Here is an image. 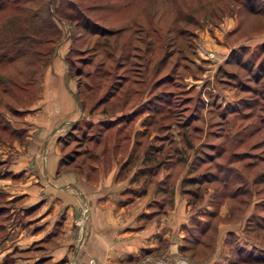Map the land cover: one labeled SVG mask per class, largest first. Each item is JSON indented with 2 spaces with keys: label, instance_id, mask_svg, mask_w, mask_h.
Here are the masks:
<instances>
[{
  "label": "rangeland",
  "instance_id": "374dc122",
  "mask_svg": "<svg viewBox=\"0 0 264 264\" xmlns=\"http://www.w3.org/2000/svg\"><path fill=\"white\" fill-rule=\"evenodd\" d=\"M50 1L51 9L52 7H57L59 0ZM241 1L80 0L78 1L79 5H85V9L92 6V9L86 11L84 9V12L90 17L95 27H101V31L97 32L98 35H92L82 27H73L71 25L72 29L70 30V25L55 21L61 28L62 39H58V44L55 45L52 54L47 59L44 57L46 60L44 62L46 65L48 62L51 63L54 57L60 56L63 49L67 48L68 51L66 50L62 56L70 69V73L75 74L81 68L86 72L94 71L98 61L101 58L105 60L102 57L105 55L104 51H109V49L117 45V65L106 58L97 77L91 76L77 79V83L80 86L79 97L83 99L87 109H92L91 114H97L94 119L100 118L105 121L122 113L123 115L118 116L112 125L117 124V122H130L132 119L134 122L135 119L133 117L140 115L144 111L148 112V136L152 139L157 135H162L163 137H161L160 141L163 143L166 141L164 135L169 137L172 134V138H174L171 145L166 144V148L163 150L164 155L157 154L154 156L156 159H154L152 164H156L155 167L159 163L160 165L162 163L167 164L165 161L167 160V150L175 154V149L183 146V131L177 122H187L189 118H194L190 121H192V126L200 128L198 133L188 130V136H184L186 141H193V147L189 150L190 154L188 155V164L190 161L192 163L189 167L193 168L194 176H200L206 172L209 177H214L212 176L213 174H217L220 177L229 168H232V173H239L244 180V184L240 188V192L245 191L244 195L234 200L220 196L216 197L218 201L215 202V198L211 210L218 212L221 205L225 203L227 209L230 210L229 214L226 213L224 215L225 217L234 219L237 214L238 218L240 216L244 217V220H242L244 223L242 231L244 238H242L243 236L241 237L243 239L240 242L241 246L246 251H257L260 256H264V78L260 82L257 81L258 85H256L257 82L255 83L251 78L247 77L248 74L244 68L235 67L234 73L237 72L238 78L232 75L228 78V81H224L222 78L225 77L218 73L220 65H213V59L210 57L208 58L209 60L205 58L208 52H213L214 57L217 58L219 53L216 49L220 45H233L242 35L243 37L245 36L243 39H247L251 43L257 42V40H252L256 37L264 38V35L256 34L264 31V22L261 23L260 19H256L252 15L244 16L243 14L246 11L243 6L241 7ZM30 6H32L31 12H27L25 16L29 17L32 12L38 13V16L30 18L29 24L41 23L45 18L41 5L36 2L34 4L29 3L28 7ZM10 15V10L0 12V31L1 26H6L7 23L5 24V21ZM237 17H242L240 33H235L236 31H234L230 35L225 34L222 40L225 20H235ZM146 45L149 46V49L145 53ZM91 46H94V48L89 50ZM134 46L142 47L141 56H143L142 59L144 60L140 61L139 59H129L127 57L135 52L131 49ZM46 48L47 46L42 43L35 50L41 51L43 54L47 52L48 49ZM97 48L99 53H96L98 57L95 59V65H85L84 61L90 60L92 52L96 51ZM1 53L2 50L0 49ZM29 56L30 54H26L11 64L0 62V148H2L5 140L12 139V133H3L1 128L4 127L5 123H8L9 126L6 128L9 132L11 131L12 126L8 119L18 120L19 117L16 116L18 113H13V109L31 104L36 97L35 88L38 79L46 69H44L46 66L44 62H41L43 59L37 60V58ZM138 62L145 69L142 71L144 73L139 76L136 74L138 72L136 68L140 65ZM20 72L26 73L25 79L17 76ZM110 72L111 74H118L117 79L121 81L125 76L127 80L119 92L110 93V97L111 95L114 96L113 99L107 100L109 95L107 92L110 91L112 75L108 77L106 74ZM258 72H261L262 77L264 72ZM30 76L34 78L29 81L27 77ZM135 78H140L142 82L134 85L132 82ZM118 84L119 82L114 81L112 86L118 87ZM24 85L29 91H22L21 86ZM89 85L94 86V88L88 92ZM240 85L251 87V89H255L258 86L260 96L254 97L252 90H250V93L243 92L239 88ZM6 86L8 87L7 89ZM133 90L138 91V93L133 94ZM150 90H152V93H150ZM128 95H130L129 99ZM163 95L166 97H163ZM158 98H163L165 101L161 110L155 107L157 106L155 102ZM248 98L249 101H247ZM254 98H256V103L252 101ZM101 99L103 100L100 103ZM104 101L106 102L102 104ZM146 103H148V107L143 106ZM253 103L254 107L250 108L252 113L245 115L244 118L234 116L235 112L238 110L241 112L242 106L246 104L248 106L245 112H248L249 107ZM231 108H234L232 112L230 111L232 110ZM222 112L228 116L225 123H223L220 115ZM260 118L263 121H260ZM260 124L261 128L259 131L258 126ZM168 127L169 129H167ZM133 130L128 129L126 136L131 134ZM217 133L219 135L225 133V136L218 137ZM242 137L245 138L243 141H241ZM139 139V133L134 132L132 152L139 151L137 155L140 158L141 149L136 143ZM151 139H149L148 147L142 150L145 153L147 152L146 154L152 152L151 149H148L151 146H154L152 148L159 146V142ZM242 142L244 144H241ZM210 144H214L213 150H210ZM222 149H224L225 153L220 155ZM244 152H247V154H244ZM205 153L212 154L216 157V161L208 164V160L205 161L208 159ZM1 155L0 151V161ZM147 156L149 155H145L144 159ZM201 158L204 159L203 162L206 164L199 166ZM163 160L164 162H162ZM136 161L133 162V165L136 164ZM196 166L201 168L197 169ZM183 167L184 165L181 169ZM127 169L123 168L122 170L127 171ZM155 169L153 168L152 171ZM179 170L180 168L177 172ZM1 173L2 170H0V175L1 177L2 174L4 176L5 173ZM126 174L124 173V176H122L126 177L129 175V173ZM186 174L187 171L185 176ZM134 178L132 185L134 188L141 190L144 188L143 186H146L147 183L145 181L142 182L140 177L139 180L136 177ZM148 182L151 183L154 180L149 179ZM1 185L0 207L4 206V209H6L5 216L7 214L12 216L11 213L14 212L12 208L18 203L15 200L10 201L7 199L10 196L3 192ZM237 186L232 185L231 188H236ZM191 188L194 190L196 186L192 185ZM208 189L215 191L217 196L222 193L223 186L220 181L216 180L208 185H201L200 191L205 192ZM201 203L199 201L194 204L197 206ZM81 218L82 216L79 219ZM79 222L77 221V223ZM9 224V217L2 221L0 220V242L7 236L6 232L9 230ZM212 241L214 242V235L209 232L205 242L211 243ZM231 242L230 249L235 251L237 247L235 240L231 239ZM16 258L18 256H14L10 252L5 257L0 258V264H23V260L16 263ZM181 259L191 263L188 257H182ZM63 261L67 262V264H74V262L76 263V258H66Z\"/></svg>",
  "mask_w": 264,
  "mask_h": 264
},
{
  "label": "crops",
  "instance_id": "0c3cea01",
  "mask_svg": "<svg viewBox=\"0 0 264 264\" xmlns=\"http://www.w3.org/2000/svg\"><path fill=\"white\" fill-rule=\"evenodd\" d=\"M259 1L264 6V0ZM253 15L264 22V11ZM241 22L242 17L226 19L222 40L225 34L240 33ZM256 34L264 35V31ZM244 37L233 45H220L219 54L214 51L219 58H211L212 64L222 65L235 47L245 45L252 50L264 42L256 37L252 40L257 42L251 43ZM66 50L44 67L36 97L17 109L18 120L8 119L14 133L0 148V168L5 173L0 175V185L10 196L7 199L18 204L9 216L7 236L0 242V258L12 252L18 256L16 263L23 260V264H67L63 260L71 257L76 258L74 264H236L241 251H246L240 244L244 217H225L230 211L225 203L211 215L215 194L211 189L202 192L200 205L190 203L182 191L188 164L181 169L176 153L165 160L168 166L159 163L152 171L154 164L144 160L142 151L151 139L148 112L134 117V122L105 128L86 162L78 156L74 164L62 163L69 148L63 147L60 138L83 120L97 126L105 121L94 119L97 114L83 107L77 79L69 74L62 56ZM128 129L134 130L126 136ZM134 132L140 136L136 142L140 158L139 151L132 152ZM160 139L155 141L159 150L153 157L164 155ZM124 173L129 175L123 177ZM134 177L146 186L134 188ZM209 232L214 242L206 243ZM192 236L199 239L192 241ZM231 239L235 251L230 249Z\"/></svg>",
  "mask_w": 264,
  "mask_h": 264
},
{
  "label": "trees",
  "instance_id": "16d2710c",
  "mask_svg": "<svg viewBox=\"0 0 264 264\" xmlns=\"http://www.w3.org/2000/svg\"><path fill=\"white\" fill-rule=\"evenodd\" d=\"M56 1V0H54ZM53 1V3H54ZM78 1L80 0H59V3L57 5V7L51 9L50 6V0H0V12L1 11H5V10H10L11 11V15L8 17V19L5 21L6 26L3 27L1 26V31H0V49L2 50V53L0 54V62L3 61L6 64H11L14 61L20 59L22 56L26 55V54H30L29 57H34L38 59H43L41 62L46 61L45 59H47V57H50V55L52 54L55 45L58 44V41L61 38L62 35V31L61 28L56 24L55 21L60 22V23H65L70 25L69 29H72L73 27H82L84 28V30H88V32L92 35H96L97 32L101 31V27H95V24L93 22H91L90 17L84 12L85 9V5L81 6L79 5ZM38 3L41 5V10L45 13V18L42 20L41 23L38 24H34L31 25L29 24V20L32 17H37L38 13H31L29 17H26V13L27 12H31L32 6H29V3ZM49 2V3H48ZM241 7L243 6L245 8V11L249 12L251 15L253 14H258L260 13V11H264V6L262 4V2H260L259 0H242L240 2ZM92 6H89V8H86V10L88 9H92ZM254 16V15H253ZM10 23V25H8ZM72 23V24H70ZM72 25V26H71ZM98 35V34H97ZM59 39V40H58ZM44 43V45L47 46L46 49L47 52H44L42 54V52L35 50V48H37V46L39 47L40 44ZM49 47V48H48ZM111 47V46H110ZM149 46L146 45L145 46V50L144 52L146 53V51L149 49ZM94 48V46H91L89 48V50H92ZM141 46H134V48H131L133 51L137 52V53H133V55H129L127 56L129 59H139L140 61L144 60L142 59L143 56H141ZM117 50L118 47L117 45H115L114 47H112L111 49H109V51H104L105 55L102 56L104 57V59L106 60H112L111 62H115L117 65V61H116V56H117ZM85 51V50H83ZM150 51V50H149ZM148 51V52H149ZM92 58H90V60H85V65H95V59L98 57L96 53H99V49L97 48L96 51L92 52ZM69 55V54H68ZM249 55V56H248ZM40 56V57H39ZM45 57V59H44ZM126 57V58H127ZM102 58L98 61L97 66H95L94 71H85L82 68L77 70L75 74L70 73V69L68 68L69 74L72 75L73 77H77L76 79H80V78H89V77H97V74L99 72H101V68L103 67V62L105 61ZM34 61V60H33ZM79 61V60H78ZM82 62V61H80ZM68 63L70 64V62L68 61ZM140 64V62H138ZM44 65H46V63L44 62ZM142 64H140L136 69L138 70V72H136V74L142 75L145 69L141 66ZM238 67V68H244L247 71V74L249 78H251V80H253V82H257V81H261L264 78V73L262 74L261 77V72L258 71H262L264 72V42L259 43L258 45H256L252 50H250V48H248L245 45H240L238 47H235L232 51H230V53L227 55L225 62H223L222 65H220V68L218 69L219 72L221 73L223 77L222 80L224 81H228V78L230 76H236L238 78V74L237 72L234 73V68ZM258 70V71H256ZM76 75V76H75ZM108 77H110L112 75V83L110 85V91L107 92L108 98L109 99H113L114 96L111 95L110 97V93H117L119 92L122 87L123 84L126 83V76L124 77V79L121 81L120 79H117V77L119 76L118 74H111L108 73L106 74ZM18 77H22L23 79H25L26 73L25 72H20L17 75ZM33 76V74H32ZM27 77V80L30 81V79L34 78V77ZM105 76V75H104ZM117 81L119 82L118 87H116L115 85L112 86L113 82ZM142 82V80L140 78H135L134 81L132 82L134 85L136 84H140ZM26 85V84H25ZM21 86L22 91L27 92L29 91L28 89H26V86ZM86 85V84H85ZM256 85H258V82L256 83ZM112 86V88H111ZM79 84H78V97L80 96L79 93ZM8 87L6 86V89ZM18 88V89H21ZM94 86L89 85L88 88V92L91 91V89H93ZM243 92L245 93H250V90H252L254 97H259L260 96V89L257 87L252 88L248 87V86H242L240 85L239 87ZM26 89V90H25ZM152 93V90H150ZM240 91V90H239ZM138 91H134L133 90V94H137ZM174 93V92H171ZM175 95V94H174ZM257 95V96H255ZM130 95H128V99H129ZM163 97H166L165 95H163ZM175 97H177L175 95ZM79 99L82 102V105L85 109V103L83 102V99L79 97ZM242 99H246V98H242ZM255 99H252V101L255 102ZM258 99V98H257ZM263 99V98H261ZM103 99H101L100 103L102 102ZM178 101V100H177ZM247 101H249V98L247 99ZM257 101V100H256ZM106 101H104L102 104H104ZM157 106H155L157 109H162V106L164 105L163 103H165V101L163 100V98L161 99H156ZM254 103L253 105H251L249 107V111L245 112V109H247V104L242 106V111L240 112L239 110L235 112L234 116H239L240 118H244L245 115H249L250 113H252V107H254ZM143 106H147L148 107V103L144 104ZM90 109V108H89ZM96 109V108H95ZM232 110H230L231 112L234 110V108H231ZM13 113H16L17 109H13ZM92 109H90V113H91ZM262 111V110H261ZM229 112V111H227ZM221 118L223 120V123H225L226 119L228 116H226L223 112L220 114ZM253 116V115H252ZM134 118V117H133ZM117 119V118H116ZM102 121L104 124H99V126L94 125L92 121H88V120H83L82 124L77 125L74 130L70 131L69 133H67L65 136H67V138L62 137L60 138V141L63 145V147H68L69 150L67 151V153L65 154L66 156L62 159V163L67 162V164H74V161L77 159L78 156H84L83 157V161L86 162L88 157H91L90 155L93 152V144L96 143L98 141V139L104 134V130L105 128L107 129V127H111L112 124L114 123V121ZM194 118H189V120L187 122H181L178 121V126L182 129L183 133H182V137L184 138V142H183V146L181 148H176L175 149V153L177 155V161L178 159L181 161L180 164H182V166L184 164H188V155L189 150L192 149L193 147V141L191 140H185L184 136H188V130L198 133L199 131V127L198 126H192V121ZM264 119V118H263ZM263 119L260 118V121H263ZM119 123V122H117ZM227 123V122H226ZM154 124V123H151ZM169 125V124H166ZM9 124L5 123L4 127L1 128L3 133L8 132L9 134L12 133L13 135V130L11 128V131L9 132L8 129L6 127H8ZM97 127V128H96ZM94 128H96L94 130ZM261 128V124L258 126V130L260 131ZM169 129V127L167 128ZM95 131V132H93ZM7 134V133H6ZM219 135V133H217ZM225 133L223 135H219L218 137H224ZM163 137L162 135L160 136H156L155 138H153L154 141H156L158 138ZM166 141L163 143L164 144V148H166V144L171 145L173 139H172V134H170V136L168 137L167 135L165 136ZM245 138L242 137L243 141ZM240 141V142H241ZM245 142V141H244ZM244 142H242L241 144H244ZM154 146H151L152 152H150V154H146L145 155H149L147 156L144 160L148 161L149 163H153L154 162V158L151 154L155 151L159 150L158 146H155V148H152ZM210 150L214 149V144H210ZM67 148V149H68ZM224 148V147H223ZM148 151V150H147ZM168 152L167 157L169 155H173V152H170V150H167ZM211 153V152H210ZM225 153L224 149L221 150L220 155H223ZM244 154H247V152H244ZM205 155L207 156L208 159H206L205 161H207L208 164H212V162L216 161V157H214L212 154L209 153H205ZM235 155H237L235 153ZM204 159L201 158V163L199 164V166H202L204 164H206L205 162H203ZM146 161V162H147ZM82 162V163H84ZM79 163V162H77ZM159 163V162H158ZM157 163V164H158ZM167 163V162H166ZM192 165L191 161L188 164V169H187V174L186 176L183 178L182 180V191H184V194H186L189 197V202L192 203L200 201L201 198L203 197V193L200 191L201 185L203 184H210L213 183L214 181H220L222 186H223V191L222 193H219L217 196L213 197V200H215L216 197H222V198H226V199H230V200H234L237 197H240L242 195H244V192H240V188L242 187L241 185L244 184V180L242 179V177H240L239 173H232V168H229L228 170H226L224 172V174L220 177H218V175H212L214 177H209L207 176V173H203L200 176H194L193 172V168L191 169L189 167V165ZM250 164V163H249ZM156 164H154V168ZM190 165V166H191ZM251 165V164H250ZM166 166H168L166 164ZM196 166L197 169H200L201 167ZM248 166V165H247ZM74 167H76L74 165ZM125 167V166H124ZM190 168V169H189ZM196 169V170H197ZM1 170V168H0ZM228 171V172H227ZM214 178V179H213ZM165 183V181L163 182ZM192 185H195L196 188L193 190L191 188ZM232 185H238L236 188H231ZM161 187V184L159 185ZM159 188V187H158ZM3 193V192H1ZM218 201V198H216V201ZM6 212V209H4V206L0 207V220L2 221L3 219H6L7 217H9V214H7V216L4 215V213ZM214 213L211 215H214L215 213H217L216 211H213ZM238 215V214H237ZM236 215V217H237ZM6 217V218H5ZM194 236H198V235H194ZM193 236V237H194ZM199 238H193L191 239L192 241H195ZM185 251L184 248H182V252ZM244 252V254L242 253ZM242 253V254H241ZM239 258L237 259L236 264L238 263H242V264H264V256H260V255H255V253L249 252V251H241Z\"/></svg>",
  "mask_w": 264,
  "mask_h": 264
},
{
  "label": "built area",
  "instance_id": "2783aa9c",
  "mask_svg": "<svg viewBox=\"0 0 264 264\" xmlns=\"http://www.w3.org/2000/svg\"><path fill=\"white\" fill-rule=\"evenodd\" d=\"M209 57L210 58H214V53L213 52H208V55H205V58L208 59ZM181 263L184 264L185 262L182 261Z\"/></svg>",
  "mask_w": 264,
  "mask_h": 264
}]
</instances>
